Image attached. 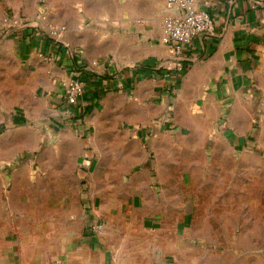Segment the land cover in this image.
<instances>
[{
	"label": "crops",
	"instance_id": "crops-1",
	"mask_svg": "<svg viewBox=\"0 0 264 264\" xmlns=\"http://www.w3.org/2000/svg\"><path fill=\"white\" fill-rule=\"evenodd\" d=\"M197 4L217 35L177 78L151 69L169 54L168 0H0V264H218L206 244L228 237L212 230L219 200L197 229L180 191L253 130L238 99L264 91V0ZM79 66L86 93L67 105ZM113 69L110 89L92 76Z\"/></svg>",
	"mask_w": 264,
	"mask_h": 264
},
{
	"label": "rangeland",
	"instance_id": "rangeland-1",
	"mask_svg": "<svg viewBox=\"0 0 264 264\" xmlns=\"http://www.w3.org/2000/svg\"><path fill=\"white\" fill-rule=\"evenodd\" d=\"M179 81L174 86L175 90ZM238 102L249 106L253 115V130L244 137L243 142H239L238 137L229 139L224 149L226 157L218 156L212 160V174L206 173L208 165H205L204 159H200L197 174L193 177L195 183L190 185L191 188L182 186L180 197L198 202L197 229L205 225V211L212 208L208 206L209 202L219 200L218 205L212 208L213 213L218 216L223 213L224 217L212 219V230L215 234H220V231L224 235L228 233V237L213 238L212 245L206 244L213 251V262L247 264L251 256L252 264H264V91L252 86L250 92H245ZM201 154L196 152L197 158ZM190 155L182 157V162L191 163L193 159ZM145 193L149 198L156 197V194L148 191ZM233 231H243L245 235L237 236ZM198 241L202 242L198 245L204 246V240Z\"/></svg>",
	"mask_w": 264,
	"mask_h": 264
},
{
	"label": "built area",
	"instance_id": "built-area-1",
	"mask_svg": "<svg viewBox=\"0 0 264 264\" xmlns=\"http://www.w3.org/2000/svg\"><path fill=\"white\" fill-rule=\"evenodd\" d=\"M168 6L175 10V13L166 20L164 35L161 39L169 48L168 56L160 59L151 69L173 72L177 78L182 76L196 60L206 57L209 54V39L217 35L215 31L214 17L206 8L199 7L197 0H168ZM25 25L33 27L28 20ZM8 28V27H7ZM26 28V27H24ZM32 31L31 34L37 33ZM42 33V32H41ZM47 59H53L52 55H47ZM133 68L140 75L145 71L144 64H136ZM85 67L79 66L76 75L64 82V101L67 105L81 106L80 101L86 93V82L82 77ZM92 76L106 81L105 89H110L114 83L109 80L118 77V71L106 70L97 74L92 71ZM104 223L99 220H90L87 230L95 236L104 233Z\"/></svg>",
	"mask_w": 264,
	"mask_h": 264
}]
</instances>
